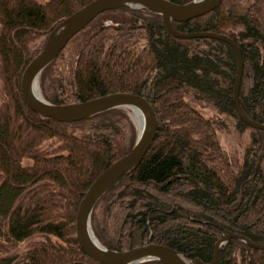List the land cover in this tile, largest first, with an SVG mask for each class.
<instances>
[{"label":"trees","instance_id":"16d2710c","mask_svg":"<svg viewBox=\"0 0 264 264\" xmlns=\"http://www.w3.org/2000/svg\"><path fill=\"white\" fill-rule=\"evenodd\" d=\"M89 1L0 0V264H104L80 245L75 215L93 179L132 147L129 108L60 121L32 110L20 91L22 71L48 32ZM172 23L236 41L240 105L264 123V0H221ZM236 69L227 41L175 36L160 14L134 7L101 11L43 67L38 85L50 102L132 91L155 109L150 147L92 210L90 226L103 245L128 249L152 232L149 241L207 262L222 229L264 243V129L236 111ZM226 137L237 143L225 147ZM216 264H264V248L232 237Z\"/></svg>","mask_w":264,"mask_h":264},{"label":"water","instance_id":"95a60500","mask_svg":"<svg viewBox=\"0 0 264 264\" xmlns=\"http://www.w3.org/2000/svg\"><path fill=\"white\" fill-rule=\"evenodd\" d=\"M220 2L221 0H189L182 3L173 0H91L66 16L48 32L41 50L29 60L22 71L20 78L22 97L32 110L42 115L60 121H73L117 106L135 107L142 114V122L138 126L137 136L130 150L111 162L93 179L77 206L75 215L77 239L87 254L104 264H136L147 260H156L164 264H216L220 247L232 237L240 239L250 246L264 248V243L255 242L245 234L228 229H222L214 242L212 257L207 262L197 256L188 259L173 246L149 241L152 232L141 244L128 249L118 250L103 245L94 235L90 226L92 210L100 196L123 180L139 164L150 147L158 124L155 109L147 97L132 91H113L81 101L59 104L45 99L39 90L35 89V82H38L43 67L53 60L66 42L98 13L121 7L146 8L160 14L167 30L175 36H208L225 40L231 44L237 59L233 85L234 106L245 123L264 129V123L248 117L239 102L238 92L243 61L241 50L236 41L223 32L182 31L173 26V20L184 21L205 14L216 8Z\"/></svg>","mask_w":264,"mask_h":264},{"label":"rangeland","instance_id":"374dc122","mask_svg":"<svg viewBox=\"0 0 264 264\" xmlns=\"http://www.w3.org/2000/svg\"><path fill=\"white\" fill-rule=\"evenodd\" d=\"M129 114H130L132 120L135 122L136 130H137V132H138V126H139V123L137 122V119H135V118L133 117L134 114H133V111H132L131 109H129ZM221 142H222V144H223L225 147H227V148H230V147L232 146V144H236V143H237V142H235V140L230 139V138H228V137L223 138V139L221 140ZM27 241H28V240H27ZM27 241L25 240V241L19 243L18 246L16 247V250H18V251L23 250L24 247H25V245H26V243H27ZM0 254H2V253L0 252Z\"/></svg>","mask_w":264,"mask_h":264},{"label":"bare ground","instance_id":"6f19581e","mask_svg":"<svg viewBox=\"0 0 264 264\" xmlns=\"http://www.w3.org/2000/svg\"><path fill=\"white\" fill-rule=\"evenodd\" d=\"M35 89H37V90H39V92H40V89H39V86H38V82L36 83L35 82ZM41 93V92H40ZM132 111H133V117L135 118V119H137V122L139 123V125L141 124V122H142V114H141V112L139 111V109H137V108H135V107H132V108H130Z\"/></svg>","mask_w":264,"mask_h":264}]
</instances>
